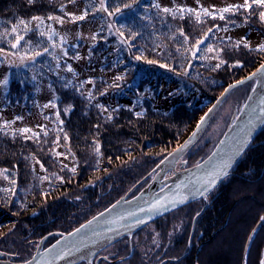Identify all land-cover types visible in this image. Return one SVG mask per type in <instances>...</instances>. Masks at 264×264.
Wrapping results in <instances>:
<instances>
[{
	"label": "trees",
	"instance_id": "obj_1",
	"mask_svg": "<svg viewBox=\"0 0 264 264\" xmlns=\"http://www.w3.org/2000/svg\"><path fill=\"white\" fill-rule=\"evenodd\" d=\"M72 2L0 0V52L25 58L41 53L32 59L34 69L31 72L22 68L10 70L6 104L29 108L36 101L37 87L44 83L53 96L44 105V108L50 106L51 111L43 113L39 128L15 129L6 121L0 122V221L3 219L0 244L6 243L7 236L14 235L21 243H38L45 238L43 244H51L98 210L117 201L122 195L118 191L124 183L134 179L136 174L152 169L193 132L199 119L228 84L251 74L264 62V51H260L259 46L247 44L245 47L240 41L219 35L223 29L243 21L263 33L264 44V22L259 18V12L264 9L255 5L249 11L239 8L204 15V9L184 10L183 13L171 9L165 13L162 9L167 7H156L150 0H104L108 11L102 12L108 17L107 24L124 44L123 61L127 68L123 74L108 79L106 74L120 67V62L106 56L102 76L75 81L66 75L65 61L60 60L57 67L51 64L58 58L50 51L59 48L73 60L77 58L76 52L53 41L46 29L32 19L39 17L43 21L50 16L69 19L67 7ZM220 15L225 19H220ZM126 17L129 21L120 23L119 19ZM21 20L25 24H20ZM14 27L16 32H12ZM17 36H23V39L12 48ZM197 40L203 43L195 46ZM96 47L89 53L94 55ZM44 58L47 60L43 61ZM220 60L225 63L216 68ZM168 74L186 81L187 86L207 102L201 106H195L193 101L178 103L164 111L142 99L139 91L144 85L153 81L156 90L162 82H169ZM126 90L142 101L141 111L99 102L103 96ZM22 129L30 131L22 132ZM215 147L205 155L208 156ZM228 176L226 182L217 186L219 191L212 202L214 209L207 213L208 205H204L192 213L188 230L192 233L193 243L196 239L200 244L215 231L207 234V225L209 229L212 225L230 231L237 221L238 226L230 232L231 237L219 242L215 256L210 251L203 256L204 250L208 249L204 243L203 250L199 249L195 258L180 254L177 262L170 264H207L208 261L210 264L212 261V264H229L226 251L230 241L237 244L239 238L236 236H241L238 233L246 224L252 218L260 219L261 215H257L262 213L264 206V126ZM260 227L264 229V221ZM12 229L15 232L9 231ZM179 241L177 238L174 245L184 246ZM190 242L186 240V244ZM194 248L192 245V252Z\"/></svg>",
	"mask_w": 264,
	"mask_h": 264
},
{
	"label": "rangeland",
	"instance_id": "obj_2",
	"mask_svg": "<svg viewBox=\"0 0 264 264\" xmlns=\"http://www.w3.org/2000/svg\"><path fill=\"white\" fill-rule=\"evenodd\" d=\"M150 1L156 5H159L160 7H167L173 10L181 8L184 10L207 9L210 12L218 11L219 9L228 7L230 5L244 4V0ZM249 2H251V0H249ZM67 8L70 12V18L60 19L62 22H58L55 19L43 21L40 20L41 22L36 20V25H41L44 27L53 41L58 43L61 42L67 45V47L69 46V48L71 50L73 49V51L77 54V58L75 60L71 58L69 59L61 52V49L55 48L53 49L54 51H50V53L51 55H54V58L58 59L51 64L57 67V65L61 63L60 60L65 61L67 65V70H64L66 75L71 78L73 77L75 81H78L81 78L102 76V68L104 65L103 59L106 56H110L111 59L117 58V61L120 62V67L113 68L109 74H106L107 78L112 79V76L115 74H123L127 68L123 61L125 47L121 38L116 36L114 32L115 30H113L112 26L107 24L106 21L108 20V17L105 15V13L102 11H97V9L100 8V0L99 2L96 0H88V2L87 0H76L70 3ZM85 12L88 13L85 19H73L74 17L82 15ZM119 21L120 23H126L129 20L126 17L121 20L119 19ZM100 34H104L105 36H101ZM219 35L235 39L241 43L246 42L248 46L253 47L260 46L263 43V33L261 34V32L258 31L254 25L243 21L234 24L232 27L223 29L219 32ZM95 45L97 47L95 48L96 51L94 50V55L90 54L89 50ZM46 60V58L43 59V61ZM69 66L71 67L72 71H68ZM14 68L29 69L31 72L34 69V64L32 59L17 55L15 56L11 53L0 52V81H4L5 79L7 80L6 84H0V122L6 121L10 124V128L15 129L22 127L31 129L37 127L39 128L43 122V113H48L51 111L50 106L44 108V105L52 100V93L48 89L47 84L45 85L44 83L40 87H37L35 92L36 101L34 104H31L29 108H25L24 106L12 107L7 105L6 92L11 80L10 70ZM58 69H56V72L58 71L60 73ZM75 74L77 75L75 76ZM140 76L143 77V75ZM167 78L169 82H162V84L156 90L154 89V85L152 83L153 81H151L150 84L144 85V87H142L139 91L142 99L147 100L148 103H150L154 108L164 111L170 110L178 103L190 104L191 101H193L195 102V106H201L207 102V100L200 99L199 95H196L195 91L187 86L185 83L186 81L184 82L183 80L178 79L176 76L169 74L167 75ZM186 86L188 91L185 88ZM254 86L255 81H251L247 86L245 85L236 88L227 95L226 100L224 99L214 112L212 118L209 121L210 124L208 123L209 125L207 124L208 126L205 128L206 130L204 129L202 132V136H199L200 139H197L198 141L196 140L197 143L193 147H190V150L174 164L175 173H173L172 170H169L165 173L161 179L165 182V184L160 190L165 189L174 183L175 178L181 171L198 165L209 156L205 155L206 152H208V150H210V148H212L214 145L217 146L219 144L225 133L236 121ZM187 92H189V94ZM194 96L196 99L193 98ZM99 102L106 103L111 107L128 106L136 112H139L143 109L142 101L137 98L135 94L130 92V90L120 91L114 95L111 94L103 96ZM222 133L223 135L221 136ZM220 136L221 138H219ZM249 147L250 145L246 148V150H248ZM246 150L242 156H244ZM167 156L156 162L154 167L149 171L147 170L144 173H138L134 176V179L124 183V185L118 191L120 194L122 193L119 199H131L135 195L144 191L153 181L155 175L159 172L158 165ZM241 157L237 163L240 161ZM228 178L229 176L227 174V176L223 178V180L217 186L223 182H226ZM217 186L213 188L205 197L191 202L152 221L141 228L133 236H127L126 238L129 241H132V244H127L128 240L119 241L110 249V252L108 250H105V252L103 251L101 254L107 257L111 262L101 264H167V258H170V262H177L179 259L177 258V255L182 254L186 250V246L188 245L186 244V240L193 239L192 233L188 230V224L190 223L189 216L194 212H198L204 205H208L207 213L214 209L212 202L219 191ZM134 191L137 192L133 193ZM249 205V203L246 204V206L243 205L240 209L245 206L246 210H248ZM105 209L101 211L98 210L87 220L104 211ZM261 212L262 213L259 212L260 214L258 213L257 215H261L260 219L252 218V220H250L243 228L241 233H238L241 234V236H236L239 238V242H237V244L233 245V243L230 241V245H228L230 247L228 248V251H226L229 254V264H260L261 260L264 258V229L260 227V223L264 221L261 219V217H264V206H262ZM205 217L208 218V214H206ZM2 221H0V224ZM237 223V221L233 223L230 231H222L220 228L216 229L215 226L212 225H210L211 228L209 229V225H207V228L205 227L207 229V234H209L211 231H215L211 237L208 235L204 241L200 242L197 247L198 250L201 249L202 251L204 246L202 244L205 243L208 245V249L206 248L207 250H204L203 256L207 254L208 251H210V254L215 256L219 251L217 249V245L219 242L222 243L223 239L226 237L227 239L231 237L232 233L230 232H233V228L238 226ZM78 226H75L67 233L71 232ZM9 231L15 232L14 229ZM238 232L240 231L238 230ZM67 233L60 235L56 240ZM235 233H237V231ZM177 238L180 239L179 243L183 244L184 246L176 244L174 245V241L177 240ZM5 240V244H0V260H3V264H21L28 261L34 255L38 244L42 239L38 241V243H21L16 239V235H14L7 236V239ZM56 240H54L52 243H54ZM51 244H42V249H45ZM197 244L198 242L195 239L193 245L196 246ZM210 248L215 250H210ZM83 262L86 263V258H83L80 261V264H83ZM212 263L213 261L211 264Z\"/></svg>",
	"mask_w": 264,
	"mask_h": 264
},
{
	"label": "water",
	"instance_id": "obj_3",
	"mask_svg": "<svg viewBox=\"0 0 264 264\" xmlns=\"http://www.w3.org/2000/svg\"><path fill=\"white\" fill-rule=\"evenodd\" d=\"M264 65V62L261 64ZM229 85L212 103L197 123L193 132L158 165L159 172L150 185L131 199L121 198L104 211L93 216L54 243L42 249V239L34 255L26 262L31 264H77L86 258L91 264L94 256L123 236L131 234L152 221L205 197L231 171L257 133L264 126V70L257 71ZM255 81L247 101L236 121L225 133L216 148L201 163L181 171L175 182L162 189L161 179L189 150L202 134L214 112L234 89ZM207 114V115H206ZM199 125V127H197ZM215 180L214 185L209 181ZM205 188L208 191L201 195ZM182 201V202H181ZM102 214V215H101ZM95 218V219H94ZM91 221V223H89ZM138 221H143L138 223ZM83 226V227H81ZM80 229L79 231H76ZM264 259V258H263ZM26 262L21 264H26Z\"/></svg>",
	"mask_w": 264,
	"mask_h": 264
},
{
	"label": "snow or ice",
	"instance_id": "obj_4",
	"mask_svg": "<svg viewBox=\"0 0 264 264\" xmlns=\"http://www.w3.org/2000/svg\"><path fill=\"white\" fill-rule=\"evenodd\" d=\"M31 2H32V0H29V3H31ZM73 2H74V0H73ZM253 5H255V6L259 7V8L264 9V0H251V2H249V0H244V4H243V5H230V6H228V7H225V8L219 9L218 11L221 12V13H226V12H231V11H234V10H239V8H243L245 11H249V10L253 7ZM126 7H128V5H126ZM156 7H160V6H159V5H156ZM97 11H105V12L108 11V9H107L106 7H104V0H100V8L97 9ZM117 11H119V9H117ZM162 11L165 12V13H169V12H171L172 10L169 9V8H163ZM176 11H178V12H180V13H183L184 9L181 8V9H177ZM189 11H191V10H189ZM87 14H88V13L85 12L84 14L79 15V16H76V17H74L73 19H74V20H83V19H85V17H86ZM203 14H204V15H212V13L209 12L207 9H204V10H203ZM109 15H113V13L109 12ZM181 18H183L182 15H181ZM213 18H215V17L213 16ZM219 18L222 19V20L225 19V17H224L223 15H220ZM259 18H260L261 22H264V11H260V12H259ZM32 19H33V20H40L39 17H33ZM48 19H55V20H57L58 22H62V21L60 20L59 17H51V16H50ZM19 23H20V24H25V21L21 20V21H19ZM16 30H17V29L14 27V28L12 29V32H16ZM208 31L211 32L212 29L209 28ZM41 35H43V33H41ZM181 35H183V32H182V31H181ZM205 36H207V33H205ZM22 39H23V36H17V37H16V42L13 43V44L11 45V47H12V48H16L17 45L20 43V41H21ZM185 40H187V37H185ZM202 43H203L202 40H197L195 46H199V45L202 44ZM244 46L247 47V43H246V42H244ZM259 50H260V51H264V44H261V45L259 46ZM45 51H47V49H45ZM209 51H212V49H209ZM40 54H41V53L36 52L33 56L29 57V59H33V60H34L35 57H36V56H39ZM137 59H140V57H137ZM149 63H154V61H149ZM224 63H225V61L220 60L219 63L216 64L215 67H216V68H219V67H220L222 64H224ZM236 66H238V65H236ZM161 67H165V65H161ZM262 70H264V65H261L260 69H258L257 71L259 72V71H262ZM68 71H72V69H71L70 66H69V68H68ZM117 79H119V77H118ZM6 83H7V80H6V79H5L4 81H0V84H6ZM239 83H243V81H237V84H239ZM232 87H235V85H229V88H232ZM225 91H228V89H225ZM206 115H207V114H206ZM203 119H204V118L202 117V118H201V121H203ZM197 127H199V125H198ZM21 131H22V132H28V131H30V130H29V129H22ZM98 151H99V146H97V152H98ZM73 171H74V169H73ZM13 183H14V181H13ZM208 183H209V185H214L215 180H211V181H209ZM207 191H208V188H205L204 192H201V195H205V193H206ZM181 202H182V201H181ZM101 215H102V214H101ZM94 219H95V218H94ZM261 219L264 220V217H261ZM142 222H143V221H138V223H142ZM89 223H91V221H89ZM81 227H83V226H81ZM79 230H80V229H77L76 231H79ZM104 259H107V257H105ZM26 264H31V262H26ZM260 264H264V259L261 260Z\"/></svg>",
	"mask_w": 264,
	"mask_h": 264
},
{
	"label": "flooded vegetation",
	"instance_id": "obj_5",
	"mask_svg": "<svg viewBox=\"0 0 264 264\" xmlns=\"http://www.w3.org/2000/svg\"><path fill=\"white\" fill-rule=\"evenodd\" d=\"M140 230V229H139ZM139 230H137V231H135V232H133V233H131V234H127V235H125V236H123L122 238H120L119 240H117L116 242H114L113 244H111L110 246H108V247H106L105 249H103V250H101L100 252H98L95 256H94V258L92 259V261H91V264H101V263H108V262H111L108 258L107 259H104L105 258V256H103L101 253L104 251L105 252V250H108L109 252H110V249L117 243V242H119V241H126V240H128L126 237L127 236H129V235H134L136 232H138ZM127 244H132V241H129L128 240V242H127ZM192 245H193V242H192V240H191V242L186 246V250L182 253V255H187L186 257H189L190 255H192V258H195V256H196V254H197V251H198V245L199 244H197L196 246H195V248H194V251L192 252ZM111 251H113V250H111ZM170 258H167L166 259V261H167V264H170L171 262H170V260H169ZM172 261V260H171ZM0 264H3V260H0ZM77 264H80V262H78ZM83 264H87V262L85 263V262H83Z\"/></svg>",
	"mask_w": 264,
	"mask_h": 264
}]
</instances>
